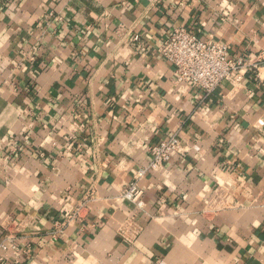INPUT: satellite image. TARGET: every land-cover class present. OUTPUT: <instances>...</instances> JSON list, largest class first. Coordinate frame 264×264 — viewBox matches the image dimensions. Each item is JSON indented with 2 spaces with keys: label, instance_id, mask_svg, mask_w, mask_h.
Here are the masks:
<instances>
[{
  "label": "crops",
  "instance_id": "1",
  "mask_svg": "<svg viewBox=\"0 0 264 264\" xmlns=\"http://www.w3.org/2000/svg\"><path fill=\"white\" fill-rule=\"evenodd\" d=\"M179 27L254 59L264 0H0V264H264V66L180 84Z\"/></svg>",
  "mask_w": 264,
  "mask_h": 264
},
{
  "label": "built area",
  "instance_id": "2",
  "mask_svg": "<svg viewBox=\"0 0 264 264\" xmlns=\"http://www.w3.org/2000/svg\"><path fill=\"white\" fill-rule=\"evenodd\" d=\"M135 41L138 40L136 37ZM159 54L174 67L176 81L180 84H191L207 95L215 92L224 82L237 78L243 71L259 76L264 66V53L258 54L254 59L250 56L232 57V47L223 42L212 39H200L196 34L185 28H175L158 49ZM150 164L138 172L135 181L122 193L124 200L138 203L143 191L138 182L148 172H156L170 162L174 156L181 155L183 150L177 136L152 145L149 148ZM91 193L87 199L82 200L78 208L68 214L62 222L54 224L51 236L56 238L65 225L80 218L92 200ZM12 241V239H10ZM6 249V247H3Z\"/></svg>",
  "mask_w": 264,
  "mask_h": 264
}]
</instances>
